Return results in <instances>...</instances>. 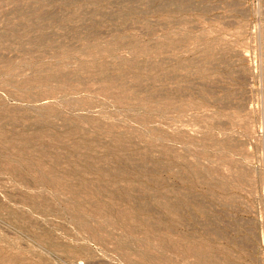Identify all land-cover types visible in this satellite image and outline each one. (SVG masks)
<instances>
[{"label":"rangeland","instance_id":"1","mask_svg":"<svg viewBox=\"0 0 264 264\" xmlns=\"http://www.w3.org/2000/svg\"><path fill=\"white\" fill-rule=\"evenodd\" d=\"M0 264H264V0H0Z\"/></svg>","mask_w":264,"mask_h":264}]
</instances>
